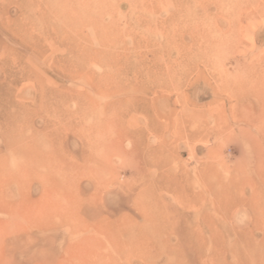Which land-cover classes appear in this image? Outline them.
<instances>
[{"label":"rangeland","instance_id":"rangeland-1","mask_svg":"<svg viewBox=\"0 0 264 264\" xmlns=\"http://www.w3.org/2000/svg\"><path fill=\"white\" fill-rule=\"evenodd\" d=\"M193 31L213 52L195 53ZM5 115L24 141L59 130L56 150L45 140L49 169L60 177L64 161L75 182L0 178V202L24 188L26 206L0 211V264H264V0H0V157L14 148ZM102 122L106 147L90 150L84 133ZM60 208L83 226L58 220Z\"/></svg>","mask_w":264,"mask_h":264},{"label":"bare ground","instance_id":"bare-ground-1","mask_svg":"<svg viewBox=\"0 0 264 264\" xmlns=\"http://www.w3.org/2000/svg\"><path fill=\"white\" fill-rule=\"evenodd\" d=\"M76 2V1H75ZM83 4V3H82ZM86 4V3H85ZM76 5V4H75ZM87 5V4H86ZM89 5V4H88ZM78 6V5H77ZM83 6V5H82ZM76 7V6H75ZM74 7V8H75ZM74 8H73V10H74ZM78 8V7H77ZM79 8H80V6H79ZM78 8V9H79ZM83 9V8H82ZM71 11V16H72V13H76L75 11ZM83 11V14L85 13V14H89V11L88 10H86V9H84V10H81V12ZM103 11V10H102ZM78 12H80V11H77V13ZM70 13V12H69ZM96 14V13H95ZM99 14V13H98ZM66 15V14H65ZM79 15V14H78ZM90 15V14H89ZM75 16V15H74ZM80 16H82V15H80ZM100 16V15H99ZM91 17V16H90ZM66 18V17H65ZM85 18V17H84ZM75 19V18H74ZM78 19H79V17H78ZM81 19V18H80ZM64 20V19H63ZM68 20H69V18H68ZM77 20V19H76ZM91 20H92V18H91ZM96 20V19H95ZM84 21V20H83ZM101 21V20H100ZM81 22V21H80ZM92 22V21H91ZM93 22H95L94 21V19H93ZM92 22V24L94 25V23ZM63 23H64V21H63ZM85 23V22H84ZM112 23V22H111ZM65 24V23H64ZM78 24V23H77ZM76 24V25H77ZM82 24H83V22H82ZM89 24V23H88ZM91 24V23H90ZM98 25V23L97 22H95V25ZM113 24V23H112ZM72 25V24H71ZM79 25V24H78ZM69 26V25H68ZM80 26V25H79ZM109 26V25H108ZM72 27V26H71ZM94 27V26H93ZM96 27V26H95ZM94 27V28H95ZM111 27V26H110ZM74 28H76V26L74 27ZM111 28H114V27H111ZM105 29V28H104ZM108 29H109V27H108ZM111 30V29H110ZM114 30V29H113ZM112 30V31H113ZM109 31V30H108ZM111 31V32H112ZM105 33V32H104ZM108 33V32H107ZM110 34V33H109ZM105 35H107V34H105ZM114 35H116V33L114 34ZM192 35L193 36H196L197 38H199L200 39V41L199 42H201L203 45H202V48L199 46V48H200V51H198L199 53H197L196 51H195V53L196 54H200V57L201 56H205V55H207L208 53H210L211 51H212V49H214L215 47L214 46H212L207 40H205L204 39V34H202V33H200V32H198V31H193V33H192ZM209 35V37H210V34H208ZM214 34H211V36H213ZM107 37H108V35H107ZM111 37H112V34H111ZM103 38H104V36H103ZM109 38V37H108ZM107 38V39H108ZM194 40V39H193ZM200 43V44H201ZM89 44V43H88ZM194 45V44H193ZM196 47H197V45H196ZM87 50V49H86ZM189 49H187V51H188ZM194 50V49H193ZM88 51V50H87ZM191 51V50H190ZM213 52V51H212ZM188 53V52H187ZM84 55V54H83ZM89 55V54H88ZM193 55V54H192ZM126 58V57H125ZM76 61H77V63H76V66L77 67H79V68H81L82 67V65H83V62H82V59L81 60H78V59H76ZM124 64V63H123ZM127 65V64H126ZM147 70V69H146ZM251 74H255V71H251ZM106 81V80H105ZM107 83V82H106ZM96 87V86H95ZM121 87V86H120ZM117 89V88H116ZM135 89V88H134ZM123 90V89H122ZM48 95H51V96H56V95H58L62 100H64V97L63 96H61L59 93H54V92H52V91H50V92H48ZM59 98V99H60ZM67 98V96L65 97V99ZM42 99V96L40 97V100ZM60 99V100H61ZM62 102V101H61ZM42 107H43V105H42ZM115 107V106H114ZM39 109V108H38ZM43 109V108H42ZM52 113H53V115L56 117V118H58V119H67L69 116H70V111L69 110H67V109H65V108H63V106L61 105V104H56L55 106H53V108H52ZM3 120H4V129L1 131L3 134H4V136H6L7 137V141H8V144H11V145H14V148H12V149H10V151L5 155V156H2V157H0V178L3 180V182L4 183H8L9 181L11 182L12 181V183H13V180L15 181V182H18V184L22 187L23 186V184L25 183V182H28V181H32V180H38L39 182H43V183H53V185H55V183H68V184H70V183H74L75 182V180L73 179V173H72V171H71V169H69V168H65L64 166H63V164H64V161H61L60 162V165L62 166V167H58V168H60V170H62V174H61V176L60 177H58V178H55V176L56 175H54L53 173H51V165L54 167V165H56V163H57V161L56 160H58L57 158H55L54 157V159H49L48 157H47V155H46V143H45V140L47 139L49 142H50V147H51V149L52 150H56L57 148L55 147V145L53 146L52 145V141H53V139L54 138H57L58 136L60 137V133H59V130H57L56 128H50L49 129V131L48 132H46V133H42L41 134V136H38V133H39V131L38 132H36V133H34V134H31L30 136H29V139L27 140V141H24L26 138H27V134H26V131L25 130H23V129H21V130H19V132H18V135H17V137H15V136H13L14 134H13V132L15 131V128H14V126H15V124L13 123V121H14V118L13 117H11L10 115H5L4 117H3ZM104 125H105V123L104 122H102V123H99V125H98V127H95V128H92V129H89L87 132H85L84 134L86 135V136H94L93 137V143H92V145H91V149L90 150H100V149H102V148H105L106 147V145H104V143L102 142V140H101V138L98 136L99 135V131H100V128L99 127H103V128H105L104 127ZM26 126V125H25ZM70 126V125H69ZM116 126L118 127V123H116ZM118 129H119V133L121 134V135H123L124 133H123V130L122 129H120L119 127H118ZM123 133V134H122ZM44 134V135H43ZM88 134V135H87ZM42 135L44 136V137H46V138H43L42 137ZM13 137V138H12ZM13 140V141H12ZM60 148V147H59ZM88 149V150H89ZM92 152V151H91ZM88 153H89V151H88ZM13 155H15L16 157H18V158H20L21 159V163H20V165L16 168V169H13L12 167H10V164H9V161H10V157L11 156H13ZM88 156V155H87ZM66 163V162H65ZM51 170H50V169ZM56 169H57V167H56ZM52 174L54 175V177L52 176ZM78 174V173H77ZM2 182V183H3ZM52 184H50V186H51ZM52 185V186H53ZM63 185V184H62ZM72 185V184H71ZM51 186V187H52ZM57 187V186H56ZM71 188V187H70ZM23 189L24 188H21L20 189V194H21V197H19L17 200H18V202H17V204H15L14 205V203L13 202H11V200H9V199H7V198H3V199H1V202H0V211H1V213L4 215V216H7V215H9L10 217L9 218H18L17 216H19L20 217V215H22V213H24V212H26V206L24 205V201H25V197L23 196ZM1 190V189H0ZM2 191V190H1ZM1 191H0V196H3L2 194H1ZM68 191H70V190H68ZM3 192V191H2ZM5 192V191H4ZM71 192H72V190H71ZM73 193V192H72ZM6 194V193H5ZM73 194H75V193H73ZM218 194V193H217ZM25 195V194H24ZM220 195V194H219ZM7 196V195H6ZM68 196H70V195H68ZM76 197H77V195H76ZM45 199V198H44ZM76 199V198H75ZM75 199H73V200H75ZM77 199H78V197H77ZM76 199V201H79V200H77ZM72 200V201H73ZM35 201H38L37 199L35 200ZM70 202V200L68 201V203L71 205V210H73V211H81V205H80V202L79 203H77L76 201H73V202ZM30 202V201H29ZM34 203V202H33ZM26 204V203H25ZM27 204H28V202H27ZM35 204V203H34ZM254 204V203H253ZM252 204V205H253ZM36 205V204H35ZM34 205V206H35ZM38 205H39V203H38ZM20 208V209H19ZM31 208V207H30ZM35 208V207H34ZM33 208V209H34ZM67 208H69V207H67ZM255 209H256V207H255ZM83 211H86V210H83ZM89 211V210H88ZM88 211H86V213L89 215V213H90V211L88 212ZM257 211V210H256ZM30 213H31V217H32V220H34L33 222H32V227L33 228H35V229H38V230H40L41 228H45L43 225L44 224H42L40 221H39V218H41V217H36V215H37V213L36 212H38V210L36 211V212H33L32 210H30L29 211ZM59 212H60V214H59ZM82 212V211H81ZM36 213V214H35ZM48 213V212H47ZM61 213H65V210L63 209V208H60V210H58L57 211V215H58V220H60L61 222H66V221H71V223L70 224H73L74 225V227H76V226H80V225H82L83 224V222H82V224H81V222L79 223V221L76 219V218H74V219H71V218H68L66 215L64 216H62V214ZM73 213V212H72ZM33 215H35V216H33ZM38 216V215H37ZM40 216V215H39ZM26 218V217H25ZM82 220H83V218H81ZM22 220H24V219H22ZM73 220V221H72ZM86 219H84L83 221H85ZM26 221H28V220H26ZM91 222V221H90ZM103 223L105 222V221H102ZM107 222V221H106ZM86 223H88L87 221H86ZM93 223V222H92ZM94 223H95V220H94ZM98 223H100V222H98ZM109 223V225L111 224L110 222H108ZM15 224V223H14ZM50 225H49V227H51V226H53L52 224V222L51 223H49ZM85 224V223H84ZM106 224V223H105ZM115 224V223H114ZM123 224V223H122ZM18 225V224H17ZM87 225V224H86ZM89 225H90V223H89ZM89 225H88V227H86V228H84V229H87V228H89ZM96 225V224H95ZM108 224H106L105 226H104V224H102L101 226H103L104 228L106 227V226H109ZM121 225V224H120ZM83 226V225H82ZM81 226V227H82ZM91 226V225H90ZM92 226H93V224H92ZM99 226V225H98ZM115 226V225H114ZM118 226V225H117ZM117 226H116V228H117ZM17 227H19V226H17ZM31 227V228H32ZM97 227V226H96ZM15 228V227H14ZM21 228H22V226H21ZM32 228V229H33ZM76 228H78V227H76ZM90 228H92V227H90ZM100 228V227H99ZM98 228V229H99ZM107 228L108 227H106V229L105 230H107ZM110 228H112V227H110ZM119 228V227H118ZM122 228H123V226H122ZM20 229V228H19ZM80 229V228H79ZM93 229H94V227H93ZM103 229V228H102ZM113 229V228H112ZM115 229V228H114ZM126 229V228H125ZM18 229H16V231H17ZM22 230V229H21ZM104 230V231H105ZM119 230V229H118ZM9 231H10V228H9V226H8V221H4V220H0V233H2L1 235H3V234H6V235H9ZM20 231V230H19ZM29 231H31V230H29ZM95 231V230H94ZM97 231V230H96ZM99 231V230H98ZM97 231V232H98ZM100 231H102V230H100ZM99 231V232H100ZM125 231V230H124ZM20 232H22V231H20ZM101 233H103V232H100L99 234H101ZM113 233H114V230H113ZM117 233V232H116ZM145 233V232H144ZM24 234V233H23ZM107 234V233H106ZM111 234V233H110ZM118 235H119V233H117ZM153 234V233H152ZM20 235V234H19ZM104 235V234H103ZM113 235H115V233L113 234ZM118 235H117V237H118ZM140 235V234H139ZM15 236V235H14ZM13 236V237H14ZM18 236V235H17ZM25 236V235H24ZM28 237H27V239L25 238V243L26 244H29L31 241H35V240H33V239H35V238H33L32 239V235H27ZM108 236V235H107ZM106 236V237H107ZM110 236V235H109ZM108 236V237H109ZM112 236V235H111ZM195 236V235H194ZM10 237H12V235L10 236ZM148 237V236H147ZM150 237V236H149ZM190 237V236H189ZM15 238H16V236H15ZM20 238H22V237H20ZM156 238V237H155ZM196 238V237H195ZM11 239V238H10ZM90 239V238H89ZM114 240L116 239V237L115 238H113ZM118 239V238H117ZM117 239L115 240V241H117ZM201 239V238H200ZM3 240V239H2ZM13 240V239H12ZM22 240V239H21ZM114 240H113V242H114ZM8 241V240H7ZM14 241V240H13ZM197 241H198V238H197ZM12 242V241H11ZM83 242V241H82ZM91 242V241H90ZM155 242V241H154ZM166 242V241H165ZM164 242V243H165ZM193 242H194V240H193ZM5 243H9V244H11L10 242H5ZM4 243V244H5ZM13 243V242H12ZM115 243V242H114ZM117 243V242H116ZM26 244H23V245H26ZM100 244V243H99ZM197 244V243H196ZM12 245V244H11ZM10 245V246H11ZM22 245V244H21ZM102 245V244H101ZM17 246H19V245H17ZM115 246V245H114ZM10 248V247H9ZM22 248V247H21ZM8 249V248H7ZM67 250V249H66ZM65 250V251H66ZM119 250V249H118ZM51 253H50V256H48L49 257V259H51V262H55V260L57 259L56 257H55V255L53 254V251L52 250H49ZM254 251V250H253ZM4 252H6V251H4V245H3V241L2 242H0V260H1V254L2 253H4ZM42 252V251H41ZM34 254H32V255H29L30 256V258L32 259V260H36V259H38V258H41V255L42 254H40L38 251H35V252H33ZM56 253V252H55ZM51 254H53V255H51ZM54 260V261H53Z\"/></svg>","mask_w":264,"mask_h":264},{"label":"clouds","instance_id":"clouds-1","mask_svg":"<svg viewBox=\"0 0 264 264\" xmlns=\"http://www.w3.org/2000/svg\"><path fill=\"white\" fill-rule=\"evenodd\" d=\"M245 150H250L249 146L245 145L244 146ZM21 159L16 157L15 155L10 157V167H12L13 169H16L20 163H21ZM248 219V214H247V210L246 209H238L234 215H233V222L236 225H243Z\"/></svg>","mask_w":264,"mask_h":264}]
</instances>
